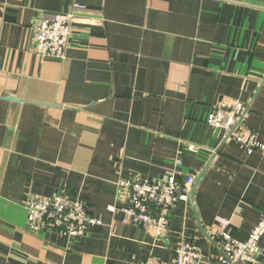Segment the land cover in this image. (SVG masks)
Instances as JSON below:
<instances>
[{"label": "crops", "instance_id": "crops-1", "mask_svg": "<svg viewBox=\"0 0 264 264\" xmlns=\"http://www.w3.org/2000/svg\"><path fill=\"white\" fill-rule=\"evenodd\" d=\"M73 2L85 9L66 59L40 58L38 18ZM221 100L248 106L243 131L264 144V0H0V264H170L181 238L215 257L223 221L245 238L264 211V152L205 124ZM177 156L199 179L155 240L123 222L117 181L162 179ZM60 188L102 224L75 240L28 231V194Z\"/></svg>", "mask_w": 264, "mask_h": 264}, {"label": "built area", "instance_id": "built-area-1", "mask_svg": "<svg viewBox=\"0 0 264 264\" xmlns=\"http://www.w3.org/2000/svg\"><path fill=\"white\" fill-rule=\"evenodd\" d=\"M84 9L83 4L73 2L66 12L42 13L33 27L35 54L40 58L65 60L73 24L78 12ZM247 112L248 106L239 100H221L211 105L204 122L213 130L222 131L224 141L233 140L249 153L254 150L264 152V144L256 135L243 131ZM185 148L190 152L199 149L192 143L186 144ZM181 165L182 160L177 156L162 179L147 181L134 177L117 181L118 189L124 193V206L120 209L123 222L150 233L155 240L165 236L175 205L182 203L189 208L188 197L195 176H182ZM24 207L26 229L32 233L53 232L68 240H75L102 224L100 218L86 213L84 202L78 195L69 193L65 188L49 196L29 193ZM107 209L116 211L114 205L107 206ZM227 225L228 222L223 221L217 256H207L195 242L181 238L170 264H262L257 258L262 254L259 242L264 236V211L243 239L233 236ZM130 264L159 263L149 258Z\"/></svg>", "mask_w": 264, "mask_h": 264}, {"label": "water", "instance_id": "water-1", "mask_svg": "<svg viewBox=\"0 0 264 264\" xmlns=\"http://www.w3.org/2000/svg\"><path fill=\"white\" fill-rule=\"evenodd\" d=\"M8 99H10V100H14V101H19L18 99H16V98H12V97H8ZM198 179H199V176L196 177V178L193 180V187L195 186V184H196V182H197ZM192 193H193V189H192V191L190 192L189 197H188L189 202H191Z\"/></svg>", "mask_w": 264, "mask_h": 264}]
</instances>
